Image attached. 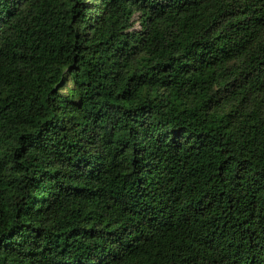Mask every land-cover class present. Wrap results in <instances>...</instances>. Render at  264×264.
<instances>
[{
    "label": "trees",
    "instance_id": "trees-1",
    "mask_svg": "<svg viewBox=\"0 0 264 264\" xmlns=\"http://www.w3.org/2000/svg\"><path fill=\"white\" fill-rule=\"evenodd\" d=\"M0 264H264V0H0Z\"/></svg>",
    "mask_w": 264,
    "mask_h": 264
},
{
    "label": "rangeland",
    "instance_id": "rangeland-1",
    "mask_svg": "<svg viewBox=\"0 0 264 264\" xmlns=\"http://www.w3.org/2000/svg\"><path fill=\"white\" fill-rule=\"evenodd\" d=\"M140 27V24L137 20L133 21L126 29L127 30H133L138 29Z\"/></svg>",
    "mask_w": 264,
    "mask_h": 264
}]
</instances>
